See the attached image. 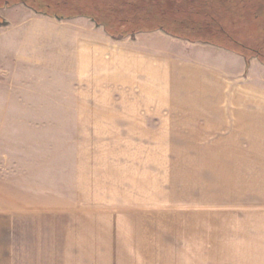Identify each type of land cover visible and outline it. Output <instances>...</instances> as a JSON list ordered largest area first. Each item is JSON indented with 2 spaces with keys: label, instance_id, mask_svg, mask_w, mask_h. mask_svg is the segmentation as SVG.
Wrapping results in <instances>:
<instances>
[{
  "label": "rangeland",
  "instance_id": "1",
  "mask_svg": "<svg viewBox=\"0 0 264 264\" xmlns=\"http://www.w3.org/2000/svg\"><path fill=\"white\" fill-rule=\"evenodd\" d=\"M250 4L261 24L252 30L255 37L249 26L233 31L263 51L264 1ZM24 6L0 0V26L7 29L0 32V81L44 78L47 65L71 62L58 38L39 36L29 45L20 40L27 22L11 12ZM228 45L249 54L243 45ZM183 53L188 58L192 51L165 56L162 72L148 68L145 75L148 86L152 79L163 82L156 101L165 118L171 106L200 103L195 88L173 87L199 74L169 64ZM207 91L216 96L219 88ZM148 92L108 97L106 88L77 90L82 96L74 98L76 105L84 102L95 113L0 114V161L7 163L0 199L8 207L19 203L39 211L17 222L16 264H264V162L237 156L236 146L208 131L205 138V131L147 129L141 117ZM35 104L62 103L50 97Z\"/></svg>",
  "mask_w": 264,
  "mask_h": 264
},
{
  "label": "crops",
  "instance_id": "2",
  "mask_svg": "<svg viewBox=\"0 0 264 264\" xmlns=\"http://www.w3.org/2000/svg\"><path fill=\"white\" fill-rule=\"evenodd\" d=\"M251 1L138 0V9L125 7L129 11L128 16L154 19L153 25L157 29L140 31L122 41L113 39L103 26L85 16L71 18L68 22L73 23L65 24L49 16L34 17L33 10L17 7L11 12L12 17L18 15L21 23L27 22V27L19 31L20 40L25 39L29 45L30 40L39 36L52 40L58 38V48L67 51L71 62L47 65L44 78L15 80L3 77L0 81V102L3 103L0 114L95 113L97 109L84 105V102L78 101L76 105L74 98L82 96L76 93L77 90L106 88L108 97H115V91H123L124 94L119 95L125 97L132 96L133 89L141 93L150 91L143 109L147 115L141 117L147 129L171 127L205 131V138L208 131L210 138H219L225 145L236 146L237 156L247 155L245 160L264 162V58L250 52L244 54L228 45L230 42L255 49L247 46L250 39L246 42L233 31L237 26L242 29L249 26V35L252 39L255 37L252 30L261 24L260 18L250 13ZM17 27L9 30H17ZM5 29L0 26V32ZM262 34L259 41L260 48L264 49ZM176 51L192 53L187 54L188 58L185 53L182 58L175 56L176 61L169 64L179 67L184 73L196 71L199 74L190 77L188 82H184L185 79L174 83L173 87L184 91L195 88L199 94L194 97L200 103L187 105L182 100L184 105L171 106L167 112L171 116L165 118L164 108L156 101L161 97L158 92H162L163 82L152 79L151 84L154 85L148 86L145 75L148 68L162 72L165 56L171 58ZM27 72L33 70L30 68ZM215 86L219 93L216 96L208 94L207 90ZM44 89L61 93L47 96L36 92ZM83 96L94 95L83 93ZM50 97L62 104H35ZM184 98L187 100L188 94ZM123 109L125 113L132 110L131 107ZM241 157H236V160L243 159ZM6 166L4 157H1L0 175ZM32 211L39 214L35 206L16 203L8 207L0 199V264H16V225L20 218Z\"/></svg>",
  "mask_w": 264,
  "mask_h": 264
},
{
  "label": "trees",
  "instance_id": "3",
  "mask_svg": "<svg viewBox=\"0 0 264 264\" xmlns=\"http://www.w3.org/2000/svg\"><path fill=\"white\" fill-rule=\"evenodd\" d=\"M30 4H28V3ZM36 0H19L31 10L57 19H71L85 16L97 25L103 26L114 39H124L135 36L140 31L157 29L154 19L144 16H128L126 8H139L138 0H56L45 6H35ZM54 4V5H52ZM126 7V8H125ZM254 56L264 58V50L249 49Z\"/></svg>",
  "mask_w": 264,
  "mask_h": 264
}]
</instances>
